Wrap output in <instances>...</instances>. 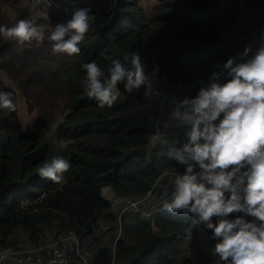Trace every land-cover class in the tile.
I'll list each match as a JSON object with an SVG mask.
<instances>
[{
  "label": "trees",
  "instance_id": "16d2710c",
  "mask_svg": "<svg viewBox=\"0 0 264 264\" xmlns=\"http://www.w3.org/2000/svg\"><path fill=\"white\" fill-rule=\"evenodd\" d=\"M0 1L14 8L12 15L0 9V26L14 27L25 19L45 35L42 43L0 35V93H10L16 105L20 90L28 109L37 113L35 127H54L48 139L24 128L17 108L0 109V247L17 248L19 233L41 247L73 232L89 264H224L212 251V231L193 224L195 214L163 207L185 165L171 158L168 148L147 151L155 131L143 106L144 86L128 93L123 82L118 84L117 101L101 108L87 95L83 68L95 61L107 76L112 61L131 67L124 57L138 52L146 73L175 94L183 112V101L195 97L201 86L230 79L224 62L229 57L240 62L247 47L243 26L226 32L234 14L223 0H156L151 17L142 0L59 5L28 0L25 6L20 0ZM80 8H89L95 20L78 44L79 54L54 53L48 36ZM187 129L180 128V143H187ZM54 157L71 164L59 183L38 173ZM105 187L116 198H144L147 209L157 203V227L168 223L175 228L153 232L141 212L119 214L101 195ZM237 215L244 214L229 218ZM189 226L191 240L186 238Z\"/></svg>",
  "mask_w": 264,
  "mask_h": 264
},
{
  "label": "clouds",
  "instance_id": "9594fccd",
  "mask_svg": "<svg viewBox=\"0 0 264 264\" xmlns=\"http://www.w3.org/2000/svg\"><path fill=\"white\" fill-rule=\"evenodd\" d=\"M90 11L77 9L65 24L55 26L48 36L54 42V53L79 54L78 44L95 20ZM0 35L19 43L45 39L43 28L25 19L14 27L0 26ZM249 51L246 47L242 57H248ZM124 60L131 67L114 60L107 76L95 61L83 65L87 95L99 107L113 106L122 82L128 93L144 86L145 97L150 95L154 76L146 73L140 54L131 52ZM223 67L230 79L201 86L195 97L183 101V112L172 113L181 126L190 128L182 150L169 151L171 158L186 166L176 176L171 199L163 207L170 213L186 210L195 214L193 224L212 231L216 241L212 251L224 264H264V43L250 58L234 63L229 57ZM0 109L16 110L10 93H0ZM70 167L68 160L54 157L38 173L59 183ZM234 213L244 215L229 218ZM186 238H192L191 226Z\"/></svg>",
  "mask_w": 264,
  "mask_h": 264
},
{
  "label": "built area",
  "instance_id": "2783aa9c",
  "mask_svg": "<svg viewBox=\"0 0 264 264\" xmlns=\"http://www.w3.org/2000/svg\"><path fill=\"white\" fill-rule=\"evenodd\" d=\"M46 3H55L59 5L60 3L56 2V0H44ZM253 0H251L252 2ZM250 0H236V4L240 11L248 14L255 13L257 11L264 10V7H259L255 5L254 7H250ZM148 74V73H147ZM153 83L150 91V95L146 97L144 101V109L148 111L149 114L154 113V109L158 111L154 119V123L158 124L161 118L164 115L163 104L165 101H171L173 104H176V96L174 93L166 90L164 86L159 82L156 75H153ZM222 118V116H221ZM180 130V129H178ZM156 141L155 132L150 136V148H154ZM186 142H179V137L171 139L168 142V145L165 148L172 150L175 152L177 149H181L183 144ZM160 148V147H158ZM186 156L187 154L183 153ZM189 163H195L194 161L188 160ZM186 166V165H185ZM198 170V169H195ZM108 199L111 201L112 205L118 202V199L112 194H107ZM125 203L120 207L119 214L126 211H137L141 212L144 216L150 219V226L153 232L163 231L171 229L172 227H168L169 224L165 223L164 227L159 228L154 222L155 214L161 210L157 203L151 204L149 209H147L146 201L144 198L137 199H124ZM3 259H14L19 263L23 264H89L88 258L85 253V248L82 245V242L78 238V236L73 233H67L66 235H61L58 239L49 244V246H41L36 247L33 246L30 249H21L14 247H0V260Z\"/></svg>",
  "mask_w": 264,
  "mask_h": 264
},
{
  "label": "crops",
  "instance_id": "0c3cea01",
  "mask_svg": "<svg viewBox=\"0 0 264 264\" xmlns=\"http://www.w3.org/2000/svg\"><path fill=\"white\" fill-rule=\"evenodd\" d=\"M251 4L260 5V2L258 0H253L251 2ZM263 4H264V2H263ZM223 5L228 7L234 14L233 21L228 23L226 26V32H233L236 29H238L240 26H244V24H245V28H243V29H247L248 27H251V26L246 27V24L249 23L250 18L254 15V13L246 14V13L240 11L237 4H236V0H223ZM257 33H259V34H256L253 32L252 27H251V31H248V29H247V33H245L244 39L248 40L247 47L250 49V51L248 53V57H242L241 56V61H242V59L250 58L255 53L257 47H259L262 43H264V32L259 31ZM255 35H257V38H255ZM243 36H244V34H242V37ZM163 108H164V115H163V118L160 119L158 124L154 123V119H155L156 115L158 114V111L156 109H154V113L149 114L150 123L153 126L155 134H156V141H155L154 147H160V148H165L171 139L177 137V135L179 134L178 129L187 127V126H185V127L181 126L179 124V122L177 120H175L172 116L173 111H175L177 109L179 110L177 103L173 104L169 100L165 101L163 104ZM188 128H190V127H188ZM53 131H54V129H53ZM150 150L151 149L149 146L147 148V151L149 152ZM105 188L107 189L108 187H105ZM107 190H109V192H110L108 194L114 195L110 191L109 188ZM101 195L105 199H108V197H106L102 191H101ZM144 217H146V216H144ZM146 218H148V217H146ZM148 220H149V224H150V219L148 218ZM169 225H172V224H169ZM174 228L175 227L173 226L171 229H174ZM20 239H21L22 243L18 244L17 248L30 249L34 246L26 240V237H23ZM53 241L54 240H48L47 243L45 244V246H49V244L52 243ZM0 264H23V263H19L14 259H3V260H0Z\"/></svg>",
  "mask_w": 264,
  "mask_h": 264
},
{
  "label": "rangeland",
  "instance_id": "374dc122",
  "mask_svg": "<svg viewBox=\"0 0 264 264\" xmlns=\"http://www.w3.org/2000/svg\"><path fill=\"white\" fill-rule=\"evenodd\" d=\"M63 1L67 0H56V2L61 3ZM260 2V5H257L259 7H264V0H258ZM69 3L71 1H68ZM28 0H20V6L27 5ZM257 3V2H256ZM142 5L144 6V9L146 10V13L149 17L153 14L155 7L157 6L156 0H142ZM250 7H254L255 5L251 4V0L248 4ZM0 9L4 12H7L9 15H12L14 12V8L12 5L4 3L3 1H0ZM249 14V13H248ZM251 26L253 28V32L256 34H259L257 32H264V10L257 11L254 13V15L250 18L249 23L246 24V27ZM251 27H248V31H251ZM245 28V24L243 26ZM255 38H257V35H255ZM16 87V86H15ZM16 89H18L16 87ZM16 108L18 111V115L20 118V121L22 123V126L28 130L33 131L37 135H44L46 138L51 139V136L53 134L54 127L43 128L42 126L35 127V118H36V111H30L27 107L26 101L20 90L18 91L16 98H15ZM57 121L61 119V115H59L57 118ZM53 126V125H52ZM42 127V128H41ZM190 127V126H187ZM40 128L42 130H40ZM104 189V190H103ZM102 192L107 197V194L110 193L109 190L106 188H103ZM106 189V190H105ZM124 199H118V202L114 205H112L113 209L115 211H118L120 207L125 203ZM112 203V199H111ZM168 227H173L172 225H169ZM25 237L22 233H19L18 238ZM21 240V239H20ZM22 241H20V244Z\"/></svg>",
  "mask_w": 264,
  "mask_h": 264
},
{
  "label": "bare ground",
  "instance_id": "6f19581e",
  "mask_svg": "<svg viewBox=\"0 0 264 264\" xmlns=\"http://www.w3.org/2000/svg\"><path fill=\"white\" fill-rule=\"evenodd\" d=\"M108 189V188H107ZM106 190V189H105Z\"/></svg>",
  "mask_w": 264,
  "mask_h": 264
}]
</instances>
